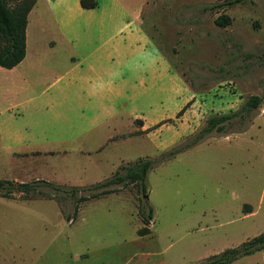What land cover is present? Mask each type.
I'll return each instance as SVG.
<instances>
[{"label":"rangeland","instance_id":"374dc122","mask_svg":"<svg viewBox=\"0 0 264 264\" xmlns=\"http://www.w3.org/2000/svg\"><path fill=\"white\" fill-rule=\"evenodd\" d=\"M95 1L86 8L79 0H60L50 7L48 0H37L34 12L27 15V58L15 69L29 88L22 90L19 84L18 92L11 93L6 79L10 73L0 67V127L10 138L16 129L35 126L34 118L19 116L14 104L69 64L80 59L94 63L105 51L110 62L120 66L125 62L118 68L123 78H132V64H144L145 85L155 84L157 95H146L143 110L154 103L151 111L160 120L157 124L161 122L151 128L169 127L175 120L180 124L170 133L157 132L144 140L143 135L133 139L141 131L131 132L130 149L124 148L128 159L114 163L111 172L110 155L98 168L95 155L78 153L95 131L79 140L32 145L55 152L43 160L45 166L39 170L43 178L23 175L32 157H11L12 151L24 147L0 139V179L34 187L24 193H0V264H197L264 231V98L249 118L234 117L222 131H212L158 162L173 148L191 144L210 115L237 110L248 96L262 94L264 0ZM80 7L111 17H96ZM220 14L229 22L216 24ZM55 23L64 31L76 29V46L70 48ZM89 28L98 33L87 39L84 32ZM136 28L141 30L137 41L144 53L130 57L119 43ZM52 39L58 41L46 44ZM106 43L108 47L100 50ZM152 58L161 63L155 76ZM39 122L61 125L48 116ZM133 125L137 126L135 121ZM146 158L153 162L145 176V193L134 184L114 186L113 192L80 201L72 214L71 186H92L119 166ZM40 181L60 185L64 191L55 192ZM143 227L146 231L139 234ZM259 254L228 264H264V250Z\"/></svg>","mask_w":264,"mask_h":264},{"label":"crops","instance_id":"0c3cea01","mask_svg":"<svg viewBox=\"0 0 264 264\" xmlns=\"http://www.w3.org/2000/svg\"><path fill=\"white\" fill-rule=\"evenodd\" d=\"M58 1L60 0H48L46 5L48 7L54 6ZM36 4L37 0H35L27 15L34 12ZM80 8L81 12L85 11L87 14L96 17L98 15L107 19L111 17L109 13L96 14L91 11L92 9ZM119 8L122 10L121 6ZM39 15L40 12L37 11L35 18H39ZM28 22V18H26L25 41L26 39L28 40ZM54 27L61 37L67 40L66 43H70V48H72L75 45V41L78 40L76 29L64 31L57 23H55ZM96 33H98L96 29L89 28L85 30L84 37L89 39V37L96 35ZM140 35L141 30L136 28L131 30L128 36L124 37L122 40L124 44L119 43L123 45L122 47L124 48L122 49H125L130 57L135 54L143 55L144 53L143 47L137 41ZM126 40L128 41L127 44ZM45 41L48 45H54L58 39L55 42L53 39ZM45 41L43 42L44 45ZM107 45L108 43L100 50L106 49ZM65 46L67 47L66 44ZM42 47L44 49V46ZM27 49L28 46L25 42V55L23 59L15 66L7 69L10 77L6 79L10 81L11 93L18 92L19 84L22 90L29 88L28 81L21 78L17 70H15L27 58ZM101 55L103 58L94 63L80 59L69 64L63 72L56 75L37 92H31L29 95L26 94L27 96L22 97L14 104L16 113L19 116L23 115L25 118H34L33 124H35V126L25 125L22 130L21 128L16 129L13 133H10V138L7 136L8 133L6 134L5 130L0 127L1 140L7 138L11 141V144L13 143L12 145L24 147L21 151H12L9 154L11 157H32L29 161L32 164L24 168L22 171L23 175L36 174L43 178V175L39 171L45 166L43 160L45 157L55 153L47 149H32V145L79 140L95 131L92 138L83 140L85 144H80L78 153L80 156L87 157L95 155L98 158L94 161V166L97 164L96 167L100 163H107V157L110 155L109 172H111L117 164L128 159L124 148L128 149L129 147L130 149L131 132L141 131L142 134H133V139L140 138L143 135L141 138L144 140L147 135H155L157 132L170 133L180 124L178 120H175L169 127L162 128V126H159L151 128L160 120L154 117L155 110L151 111L150 107H153L154 103L153 105L147 104L148 111L143 110L146 106L144 100L146 95L151 94L154 98L157 95L155 84L149 83V88L145 85L144 64H132V78H123L120 77L121 72L118 68L125 66V62L121 66L110 62L108 60L110 56L107 51ZM157 59H161V57ZM150 61L154 63L151 74L153 73L155 76L156 65H160L161 63H158L155 59L153 60V58ZM158 72H160V69ZM113 75H118L120 78H116L115 80ZM30 84H33V82L30 81ZM84 110H86V113H84ZM178 110L179 106L174 109V113L176 114ZM42 116H48L53 123L59 121L61 125L54 128L53 126L48 127L37 124L40 123L39 120ZM172 116L165 118H171ZM134 121L137 124L136 127L133 125ZM149 127L151 129L147 132L146 129ZM49 128L53 130L50 133L47 132ZM173 134V138H175L176 134ZM169 141L171 140L169 139ZM61 152L65 153L66 151L62 150ZM114 163H116L115 166L113 165ZM259 253H263V250L255 251L248 256L251 257L254 254L261 255Z\"/></svg>","mask_w":264,"mask_h":264},{"label":"trees","instance_id":"16d2710c","mask_svg":"<svg viewBox=\"0 0 264 264\" xmlns=\"http://www.w3.org/2000/svg\"><path fill=\"white\" fill-rule=\"evenodd\" d=\"M80 5L86 8L95 6V0H79ZM35 0H0V67L9 69L19 63L25 55V26L26 18L29 10L33 6ZM231 4L230 1L226 2ZM229 22L227 16L220 14L215 19V23L218 25H224ZM263 92L261 95L248 96L239 106L237 110L228 112L225 114L210 115L205 120V126L197 134L196 138L191 144L183 148H173L168 151L167 154H163L159 161L173 157L178 152L186 149L190 145L197 143L201 138L210 132H220L224 129V124L229 122L232 118L238 117L241 120L249 118L252 112L259 106L264 98V80H263ZM158 123L157 125H160ZM155 161V160H154ZM152 159H139L128 165H121L114 170L113 175L93 184L89 187H77L71 186L69 188V196L74 200L73 215L77 210V203L80 201L94 198L99 195L113 192L114 186H127L134 184L138 187V190L142 193L146 192L145 188V176L147 171L152 165ZM43 185H46L56 191H64L62 186L51 184L47 181H40ZM34 187L31 183L25 182H11L8 180L0 179L1 195L17 191L28 192ZM86 190L89 194L84 196H76L77 190ZM152 216V209L147 207V218ZM70 216H68L69 218ZM146 217H143V221L147 223ZM146 228L143 227L138 230L139 234H143ZM264 250V231L254 235L250 238L239 243L237 246L228 247L223 249L217 254L211 255L197 264H228L237 258L245 255H250L255 251Z\"/></svg>","mask_w":264,"mask_h":264}]
</instances>
